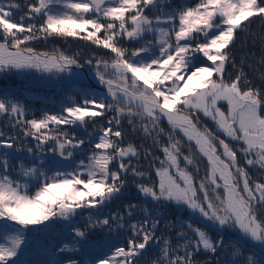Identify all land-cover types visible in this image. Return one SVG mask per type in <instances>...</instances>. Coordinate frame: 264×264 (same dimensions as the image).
<instances>
[{"label":"snow or ice","instance_id":"6c2138e0","mask_svg":"<svg viewBox=\"0 0 264 264\" xmlns=\"http://www.w3.org/2000/svg\"><path fill=\"white\" fill-rule=\"evenodd\" d=\"M254 18L264 0H0V80L35 70L83 85L31 119L21 91L0 86V264H25L37 226L65 234L51 264H264V55L259 68L255 53L236 60ZM50 38L105 51L32 46Z\"/></svg>","mask_w":264,"mask_h":264},{"label":"trees","instance_id":"16d2710c","mask_svg":"<svg viewBox=\"0 0 264 264\" xmlns=\"http://www.w3.org/2000/svg\"><path fill=\"white\" fill-rule=\"evenodd\" d=\"M175 2H183V0H175ZM189 3L194 4L196 0H188ZM23 13H18L22 15ZM249 35L244 33H238V41L236 46V60L237 63H240V57L246 53L251 54L255 53V57H248V63L256 65L258 59L264 55V41H261L260 35L264 34V24L258 18H254L250 26ZM241 41H245V46L241 47ZM255 41V43H253ZM32 46L38 51H50L51 49L59 48L68 53L80 52L82 55L87 56L92 52H99L103 55L105 50H98L94 47L88 46V44L80 39L68 38L67 40L59 38H50L49 40H38L32 43ZM228 70L231 71V66H228ZM245 71L250 77L253 78L254 82L259 85L261 81L258 79L257 74H254L245 65ZM260 71H264V68H260ZM235 73H233L234 75ZM45 75V76H44ZM33 74V73H19L12 75L5 82L0 80V86L10 85L13 88H17L21 91L23 101L29 106L30 112L28 118L31 119L33 114L36 117H39L43 111L49 112H58L61 110L62 103L66 101L67 97L73 96L76 94L77 90L82 87L80 80L72 78L65 73L59 75L48 74ZM90 86V85H89ZM97 91H102L94 86ZM79 99V97H77ZM203 122L208 125V127L214 129V124L211 120L203 118ZM7 121L4 117H0V127L6 128ZM163 127L167 131L169 126L164 121ZM91 130V129H90ZM215 130V129H214ZM82 130L78 132V135H82ZM137 144L143 143L145 148H150L153 152V155L163 158L162 151L153 146L151 139L147 141H142L138 137L133 138ZM166 141L167 137H163ZM34 143V141H33ZM185 154H187V149L185 148ZM82 158V157H81ZM145 167L148 166L147 161H141ZM206 168V161L202 159L200 161V176L204 175ZM254 176H259L260 173L255 169H249ZM35 189H33L34 191ZM133 195V189H129L128 196L125 197V201ZM139 197H137V202H139ZM122 207L121 202L113 204L110 208L104 209V213L110 211H116ZM86 216V213H85ZM85 217H77L76 222L79 223ZM67 223V222H65ZM40 226L33 228L32 231L25 233V245H22L23 255L21 259L25 261V264H51V262L60 257L62 254L58 252L59 247L66 243L65 234L60 228H57L55 232H47L39 230ZM113 243L120 245L123 243L121 237L117 234H113ZM56 252L57 256L53 257L52 253ZM75 258L82 261V264H90L92 257L90 255L80 256L74 254ZM149 255H152L151 253ZM203 259L204 257H198Z\"/></svg>","mask_w":264,"mask_h":264},{"label":"water","instance_id":"95a60500","mask_svg":"<svg viewBox=\"0 0 264 264\" xmlns=\"http://www.w3.org/2000/svg\"><path fill=\"white\" fill-rule=\"evenodd\" d=\"M73 71L80 73V76L83 78L84 82L87 83L90 86H94L102 91H104L103 86H100L97 84V81L94 79L93 74L87 69H73ZM29 72V73H37L35 70H24L22 73ZM71 77L77 78L76 76H73L71 73H65ZM166 122V121H165ZM167 123V122H166ZM206 161V158H204Z\"/></svg>","mask_w":264,"mask_h":264},{"label":"rangeland","instance_id":"374dc122","mask_svg":"<svg viewBox=\"0 0 264 264\" xmlns=\"http://www.w3.org/2000/svg\"><path fill=\"white\" fill-rule=\"evenodd\" d=\"M38 74H41V75H44L45 73H38ZM48 74H50V73H46V75H48ZM45 76V75H44ZM81 77V76H80ZM82 78V77H81ZM75 79H78V78H75ZM221 103H223V102H221Z\"/></svg>","mask_w":264,"mask_h":264},{"label":"bare ground","instance_id":"6f19581e","mask_svg":"<svg viewBox=\"0 0 264 264\" xmlns=\"http://www.w3.org/2000/svg\"><path fill=\"white\" fill-rule=\"evenodd\" d=\"M73 72H75V71H73Z\"/></svg>","mask_w":264,"mask_h":264}]
</instances>
